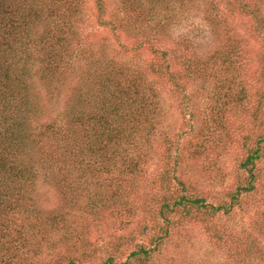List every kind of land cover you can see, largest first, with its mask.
Segmentation results:
<instances>
[{"label": "rangeland", "instance_id": "374dc122", "mask_svg": "<svg viewBox=\"0 0 264 264\" xmlns=\"http://www.w3.org/2000/svg\"><path fill=\"white\" fill-rule=\"evenodd\" d=\"M95 1L80 0L76 18L82 39L59 77L58 88L43 91L40 120L59 118L68 89L79 81L89 59L101 57L115 63V69L134 72L136 90L141 88L154 103L159 124L152 131L144 130L152 144L151 158L142 160L141 172L126 177L123 190L117 189L130 205L121 215L116 210L120 206L98 208L96 213L81 203L73 210L64 208L56 185L40 182L34 203L48 216L60 212L68 230L47 229L57 247L49 249L47 243L29 264H65L68 259L69 264H100L109 256L116 264H264V151L255 161L252 189L233 197L236 188L247 184L242 162L256 138L264 135V113L260 122L255 117L257 75L264 70V31L259 37L250 16L237 9L236 0H222L223 4L212 0L220 7L210 13V0L145 4L154 25L134 21L137 12L129 7V0H101V8ZM257 1H262L264 14V0ZM205 13L219 18L210 24ZM235 41L246 49L247 66L231 83V93L243 86L248 96L243 108L223 114L219 104L225 98L214 102L212 91L220 84L225 89L233 74H223L219 84L212 82L213 69L206 70L207 76L186 73L185 82L181 76L186 67ZM168 71L174 79L166 77ZM177 180L184 183V190ZM107 183L103 181L100 188ZM108 185L113 187L111 182ZM182 193L203 198V205L191 206L187 214L183 209L169 213L165 222L158 213L160 204ZM67 234L82 238L83 247L79 242L76 247L63 246ZM156 237L160 244L144 263L129 255L140 245L153 246Z\"/></svg>", "mask_w": 264, "mask_h": 264}, {"label": "trees", "instance_id": "16d2710c", "mask_svg": "<svg viewBox=\"0 0 264 264\" xmlns=\"http://www.w3.org/2000/svg\"><path fill=\"white\" fill-rule=\"evenodd\" d=\"M129 1V7L137 12L134 21L153 23L147 17L150 10L145 4H164L166 0ZM177 1L182 5L195 0ZM95 2L102 7L103 1ZM235 2L241 14L250 16L254 31L263 38L262 1ZM207 3L211 6L209 13L220 7L213 5L212 0ZM220 3L223 4L222 0ZM79 6L80 0H0V264H29L31 256L42 254L47 243L49 249L57 247L47 229H64L63 216L60 212L48 216L34 203L40 182L56 185L64 208L69 206L73 210L81 203L89 207V212L96 213L98 208L120 206L116 210L121 215L130 205L117 189L123 190L126 177L141 172L142 160L151 158L152 144L144 130L152 131L159 124L154 103L146 99L141 88L136 90L138 80L132 76L134 72L127 67L115 69V63L101 57L89 59L79 81L68 89L59 118L50 122L40 120L43 91L58 88L60 75L77 54L82 39L77 32ZM218 18L219 15L209 18V23ZM245 52L237 41L228 42L208 58L197 61L194 67H186L181 79L186 73L207 76L206 70L213 69L212 82L219 84L223 74H233L225 89L216 85L213 100L225 98L219 104L223 114L235 107L243 108L247 90L240 86L232 95L231 83L245 71ZM166 77L174 79L170 71ZM257 80L255 117L260 122L264 113V70ZM217 127L225 128L220 124ZM263 151L264 135H259L242 162L247 184L236 188L233 197L252 189L255 161ZM107 180L102 188L106 193L101 194L102 182ZM110 182L113 187L108 185ZM177 183L184 190V183ZM203 203V198L182 193L172 202L160 204L158 213L166 222L169 213L183 209L187 214L191 206L200 207ZM158 241L156 237L153 246L140 245L129 255L144 263L157 250ZM77 242L83 247L82 238L67 234L61 243L76 247ZM71 261L68 259L65 264ZM100 264L116 263L109 256Z\"/></svg>", "mask_w": 264, "mask_h": 264}]
</instances>
